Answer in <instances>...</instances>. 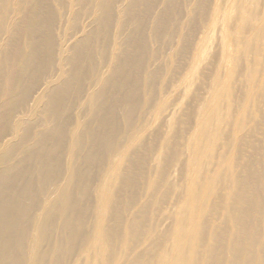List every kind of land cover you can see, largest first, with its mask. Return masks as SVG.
<instances>
[{"label": "bare ground", "instance_id": "obj_1", "mask_svg": "<svg viewBox=\"0 0 264 264\" xmlns=\"http://www.w3.org/2000/svg\"><path fill=\"white\" fill-rule=\"evenodd\" d=\"M156 1L0 0V264H264V2L197 3L170 52L210 23L196 85L160 125L181 4Z\"/></svg>", "mask_w": 264, "mask_h": 264}, {"label": "rangeland", "instance_id": "obj_2", "mask_svg": "<svg viewBox=\"0 0 264 264\" xmlns=\"http://www.w3.org/2000/svg\"><path fill=\"white\" fill-rule=\"evenodd\" d=\"M217 1L218 0H212L213 4L216 3ZM252 1H255V0H252ZM256 1H258V0H256ZM259 1L264 2V0H259ZM177 2H178V0H177ZM198 2H200V0H189V2H185L184 5L182 4L181 0L178 2V4H181L180 6H178V8L180 10V13H179L180 21L178 22L179 24L176 26L177 27L176 30L175 31L173 30V32H174L173 35H176L178 41L176 42V40H173V42L169 43V47L170 46L171 47L167 53L168 54L167 55V58H168L167 67H168V74L170 77V82H169L167 87L161 86L162 83L167 84V78H165V80H164V70H163V72H161L158 75L155 102L152 103V105L150 106V108L148 109V111L146 113L145 120L148 119L147 122L150 119L151 120L155 119L157 121V123H159L160 125H163L164 123L166 125L167 121L172 123V121L174 119V114H175L174 109H177L181 106V104H182L181 99L184 96H186L188 93H191L189 91H192V89L196 85V83L194 81L195 77H194V74L192 72V65L196 64V62L198 61V51L200 49V46L202 47V45H204V43H205L203 38H204V36H206V33L209 31L206 29H209L210 23L206 22V21L200 22L198 31L196 32V34L193 35V37L191 36V38H190L189 47L187 50V54L185 56L184 64L181 67V69H179V71L177 70V68H174L175 65H173V64L171 65V61L174 58H172V55L170 54V52H171L172 48H174L175 46L177 47V50L180 47L179 41L184 37L185 34H187V31L184 30L183 25L186 23V21L189 18L193 17L192 11H194V15L197 14L198 11H200V8H198L199 5H197ZM255 2H254L255 5H253V9H252V6H250L252 9L251 10L252 12L254 11V8L256 9V7H254V6H256ZM165 5H166V0H157L156 5L154 7L153 14L159 13L164 8ZM211 6H212V4H211ZM228 26H229V22H228V20H225L224 24L222 25L221 30L219 28H217L218 27V25H217L215 31H219V33L221 35H226ZM203 32H205V35ZM164 38H165L164 36L161 38L163 43L166 40ZM192 39H193V41H192ZM215 43L216 42L214 41L212 44H215ZM206 45L208 46V42ZM205 48H206V46H205ZM210 49L211 50L208 51L207 57H211L212 53L214 52L213 46H211ZM210 52H212L211 55H210ZM240 57H241V60H240ZM240 57L239 56L237 57L238 59H236L237 62H235V64H230L232 66V71L226 72V77H229V76L233 77L232 81H229V79H227L228 82L224 80L226 82V85H229V86L232 85V87H233L231 89V92H230L232 97H233V95L237 96V94H238V90L236 89L237 85L235 84L236 82H233V81L235 80L236 77H237V79H238V77L240 79L242 78L239 75L241 72L240 69H242L244 67V64H247V63L249 64V61H248V59L246 60V57L242 58V55H240ZM169 59H171V60H169ZM162 60L163 59L157 61L156 63L162 65ZM250 60L253 62V58H251ZM240 62L243 64L242 66H241ZM203 64H204V60H203V63L201 62V66ZM236 68L238 69V72H237ZM239 70H240V72H239ZM205 75H206V72H205ZM179 89H182V90L180 91ZM228 94H229V92H228ZM176 106H178V107H176ZM261 113H262V110L261 111L258 110L255 112V118L257 120L260 119ZM165 116L167 118H164ZM163 120H164V122L162 123ZM121 149L122 148H118V149L114 150L110 155L111 159L115 155L119 154L121 152ZM109 250H110L109 246H106L104 244L100 245L99 247L93 246L91 248V251H90L91 253H89V254L87 253L86 249L80 250V251L76 252V254L73 257V260H71L70 264H88V263L89 264H98V263L99 264H107L106 261H104V260L107 257Z\"/></svg>", "mask_w": 264, "mask_h": 264}]
</instances>
